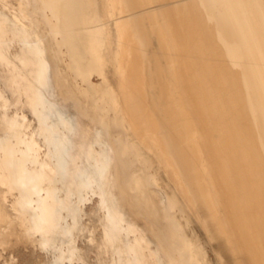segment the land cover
Segmentation results:
<instances>
[{"label": "bare ground", "instance_id": "6f19581e", "mask_svg": "<svg viewBox=\"0 0 264 264\" xmlns=\"http://www.w3.org/2000/svg\"><path fill=\"white\" fill-rule=\"evenodd\" d=\"M61 1L51 41L0 0V264H177L131 208L108 88L215 263L264 264V0Z\"/></svg>", "mask_w": 264, "mask_h": 264}, {"label": "rangeland", "instance_id": "374dc122", "mask_svg": "<svg viewBox=\"0 0 264 264\" xmlns=\"http://www.w3.org/2000/svg\"><path fill=\"white\" fill-rule=\"evenodd\" d=\"M36 1L42 6L41 10L43 11L39 23L47 31L51 41H54L58 29L53 20L52 6H47L46 0ZM54 51V55L63 64L68 58L66 50L56 46ZM87 68L93 80L98 81L99 71L92 61L88 63ZM64 78H69L68 74L65 73ZM71 87L75 92H79L83 99L87 100L88 96L84 88L76 83H72ZM94 108L104 112L103 121L105 124L113 134L121 137L120 157L127 164L128 160H135V163L129 165L127 172L123 175V179L128 184H132L137 191H142L137 196L130 198L134 213L148 221L153 234L167 246L171 257L177 264H216L197 224L182 206L166 179L157 172L152 154L144 153L142 147L130 139L129 126L117 113V103L110 88L95 101ZM133 176H137L138 182L134 180ZM147 185L165 194L167 203L164 208H158L153 203L145 191Z\"/></svg>", "mask_w": 264, "mask_h": 264}, {"label": "crops", "instance_id": "0c3cea01", "mask_svg": "<svg viewBox=\"0 0 264 264\" xmlns=\"http://www.w3.org/2000/svg\"><path fill=\"white\" fill-rule=\"evenodd\" d=\"M24 1V12L27 15V17L30 19V21L34 22L39 28H44L42 25H40L39 21L42 17L43 11L42 6L36 1V0H23ZM47 6H53L55 4H58L62 1L56 2L55 0H46Z\"/></svg>", "mask_w": 264, "mask_h": 264}]
</instances>
